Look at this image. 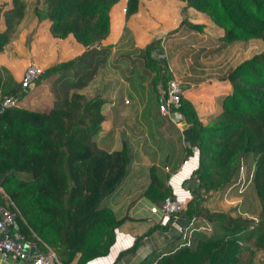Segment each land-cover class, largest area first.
<instances>
[{
    "label": "trees",
    "instance_id": "obj_1",
    "mask_svg": "<svg viewBox=\"0 0 264 264\" xmlns=\"http://www.w3.org/2000/svg\"><path fill=\"white\" fill-rule=\"evenodd\" d=\"M120 1L42 0L41 9L33 7L37 20L47 22L50 36L69 37L89 51V68L79 70L72 81L60 74L52 85L57 90L55 100L46 111L21 106L0 111V185L18 211L16 229L36 253L49 248L59 264H85L105 255L114 231L131 221L127 211L136 198L143 197L156 206L165 197L174 198L167 184L168 174L150 166L147 183L138 196L119 211L121 214L112 211L107 201L129 172L130 146L123 141L117 150L100 149L92 137L103 121V99L76 92L68 95L70 88L90 80L103 59L99 56L98 61V54L112 46L103 41L112 11L118 10ZM141 1L124 0V21L137 11ZM176 1L184 2L178 29L201 33V25L190 23L184 16L185 8H192L208 16L222 31L212 38L210 50L194 53L216 56L215 74L227 81L230 89L220 99V112L207 123L201 122L193 106L180 96L175 111L187 124L184 156L192 150L198 154L197 167L182 183L190 197L166 221H153L139 236L164 230L175 216L189 226L174 245L153 250L136 264H256L254 254L264 248V0ZM1 3L6 6L1 11L0 51L15 33L25 9L24 0ZM158 43L153 39L146 44L142 58L164 91L171 77L154 55ZM80 61L81 56H74L46 67L31 86ZM24 94L20 82L0 66V103L12 96L19 101ZM248 161L252 162L251 184L258 200L255 219L209 209L205 199H198V191L208 189V185L215 184L209 194L229 188L240 166ZM136 240L117 258L134 251Z\"/></svg>",
    "mask_w": 264,
    "mask_h": 264
},
{
    "label": "crops",
    "instance_id": "obj_2",
    "mask_svg": "<svg viewBox=\"0 0 264 264\" xmlns=\"http://www.w3.org/2000/svg\"><path fill=\"white\" fill-rule=\"evenodd\" d=\"M3 1L6 0H0V3ZM182 7L178 1L173 0H142L137 11L124 21V0H121L118 10L112 11L109 32L103 41L112 46L102 55L98 54L97 60L100 57L103 59L97 64L90 80L79 88H70L68 95L76 92L87 98L100 95L103 99L100 107L103 121L95 137L103 146L100 148L107 152L119 149L122 139L130 144L131 163L125 183L129 180L130 185L146 184L148 167H158L168 174L167 184L171 189L173 187L172 193L185 200L188 193L182 183L197 167L198 154L192 150L191 154L184 156L187 143L183 140V131L187 128L186 122L181 121L176 127L159 113L158 105L163 90L159 81L153 78L151 70L144 65L142 48L153 39L159 41L155 57L165 65L170 77L179 81L180 96L193 106L197 118L203 123L220 112V99L229 91L230 86L215 74L216 56L203 53L196 56L194 53L210 50L214 41L212 38L220 36L222 31L208 17L192 8H185L184 16L190 23L201 25V33L192 34L186 29H178L181 20L179 10ZM2 27L0 18V29ZM26 32L31 33L27 41ZM26 32L18 28L10 42L0 51V66L8 70L14 81H19L24 66L31 61L45 66L49 60L55 64L81 56L78 64L71 65L62 73L52 74V85L60 74L72 81L74 77L77 78L79 70H88L89 51L74 43L71 38L52 37L49 40L47 27L46 31L37 28ZM191 36L195 38L193 41H190ZM184 41L190 42L183 44ZM95 49L100 50L97 46ZM76 71L78 73L74 74ZM33 89L36 90L33 92ZM53 100L54 94L50 102L42 83H39L25 91L18 105L30 110L46 111ZM181 125L184 128L179 129ZM141 189L121 186L108 199V206L115 213L121 214L114 202H111L118 192H125L124 196H119L121 199L125 196L133 199ZM143 202L148 201L139 197L128 209L127 216L134 223L126 222L114 231V239L107 253L85 264H136L153 250L169 248L178 239H182L189 223L180 217L171 221L164 230L156 229L139 236L155 219L146 209H141ZM134 240L137 241L135 250L117 258L118 253L130 248ZM0 264L24 263L14 257H7L5 260L0 259Z\"/></svg>",
    "mask_w": 264,
    "mask_h": 264
},
{
    "label": "built area",
    "instance_id": "obj_3",
    "mask_svg": "<svg viewBox=\"0 0 264 264\" xmlns=\"http://www.w3.org/2000/svg\"><path fill=\"white\" fill-rule=\"evenodd\" d=\"M41 73L42 69L34 62L27 63L19 80L21 90L25 93L31 87V82ZM180 94L181 87L179 81L175 78H170L166 82L163 91V101L158 105L159 113L166 116L175 125L181 122L175 111L180 106ZM17 103L18 99L16 96L6 97L0 103V111L9 106H17ZM185 189L189 198V192L187 188ZM173 195V199L165 197L159 206L143 202L141 209H146L150 215L155 217L153 221L161 224L167 220L170 214L179 211L187 200L181 199L174 193ZM17 213L18 211L13 202L0 185V259L5 260L7 257H14L24 264H59L54 253L49 248H46L43 252L36 253L34 251L32 255L27 254L24 247L29 248L31 246L16 229ZM174 219H176V216L171 221H174Z\"/></svg>",
    "mask_w": 264,
    "mask_h": 264
},
{
    "label": "rangeland",
    "instance_id": "obj_4",
    "mask_svg": "<svg viewBox=\"0 0 264 264\" xmlns=\"http://www.w3.org/2000/svg\"><path fill=\"white\" fill-rule=\"evenodd\" d=\"M173 1H176V0H173ZM24 2H25L24 16H23L22 20L20 21V23L18 24L14 34H16L18 28L22 31H25V32L30 30V29L36 30L37 28L44 29L46 31V27L48 25L47 22L45 20H41V21L37 20V18L34 16V14L32 12L33 7H35V6L39 9L42 8V0H24ZM179 3H180V5L184 6V2H179ZM5 6L6 5L4 3H0V18H1V11ZM181 11H182V9L179 10V12H180L179 15L182 17ZM206 17H208V16H206ZM33 23H34V26L32 28ZM26 33L27 34L25 37V41H27V39L30 37V34H31L28 32H26ZM14 34L12 35L11 39L13 38ZM45 34H46V32H45ZM47 36L49 37V40H52V36H50L48 34V31H47ZM31 62H34V61H31ZM35 64L38 65V67L40 69H42V71H43L46 67H49L52 65V60L45 62V66L39 65L37 63H35ZM22 72H23V70H22ZM39 83H42L48 100L50 102L52 101V92L54 94V99H55L57 90L54 88L52 89V75H49L48 77L43 78V79H39L36 84H39ZM31 88H33V86H31L29 89H27V91H29ZM51 89H52V92H51ZM35 90L36 89H33V92ZM18 104L19 103H17V106H19ZM52 104L53 103H51V106H52ZM48 106L50 107V104ZM173 125H175V124H173ZM175 126L177 127V125H175ZM182 127L184 128V126L181 125L179 127V129H182ZM95 136H96V134L93 135L92 139L94 140L96 145L99 148L103 147L101 145V143L97 142ZM123 141H125V140L122 139L121 142H123ZM129 146H130V144H129ZM252 170H253L252 162L248 161L247 164L240 166L238 174L236 176V180L229 188H227L223 192H217V193L209 194L210 193L209 188L211 186H214L215 184L208 185L207 186L208 189H206L204 191H201V190L198 191V199H201V200L205 199V205L209 209L227 211L231 215H240L242 217H248V218L255 219L257 216V211H258V200H257L254 189H253L252 184H251ZM124 181H125V179H124ZM124 181H123L121 186H125L128 189H132V187L133 188L134 187H138V188L142 187V189H143V187L146 185L145 183L144 184L136 183V184L130 185L129 180L127 183H125ZM120 195L124 196L125 192L124 191L122 192L120 190L118 192L117 196L111 202L112 203L114 202L115 207H117L118 210L121 212V210L122 211L124 210L126 204L128 202H130L132 199H128L127 196H125V198L121 199V198H119ZM133 199H135V198H133ZM108 201L110 202V200H108ZM108 201H107V205H110V204H108L109 203ZM253 261L256 264H264V248L257 250L255 252L254 257H253Z\"/></svg>",
    "mask_w": 264,
    "mask_h": 264
},
{
    "label": "water",
    "instance_id": "obj_5",
    "mask_svg": "<svg viewBox=\"0 0 264 264\" xmlns=\"http://www.w3.org/2000/svg\"><path fill=\"white\" fill-rule=\"evenodd\" d=\"M163 99H161V103H162ZM24 250H26L28 255H32L34 253V248L33 247H24Z\"/></svg>",
    "mask_w": 264,
    "mask_h": 264
}]
</instances>
